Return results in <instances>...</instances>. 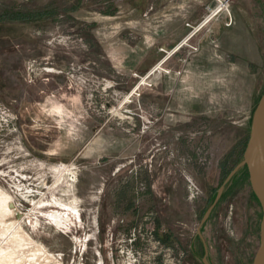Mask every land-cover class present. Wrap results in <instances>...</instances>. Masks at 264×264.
Instances as JSON below:
<instances>
[{"label":"rangeland","instance_id":"374dc122","mask_svg":"<svg viewBox=\"0 0 264 264\" xmlns=\"http://www.w3.org/2000/svg\"><path fill=\"white\" fill-rule=\"evenodd\" d=\"M229 3L209 20L216 0H0V187L53 255L28 264H204L200 220L264 92V0ZM53 196L81 218L47 219ZM261 216L242 169L201 226L208 262L252 264Z\"/></svg>","mask_w":264,"mask_h":264},{"label":"bare ground","instance_id":"6f19581e","mask_svg":"<svg viewBox=\"0 0 264 264\" xmlns=\"http://www.w3.org/2000/svg\"><path fill=\"white\" fill-rule=\"evenodd\" d=\"M215 14L217 16L221 15L217 10L214 15L208 16L209 20L212 18L214 19L216 16ZM204 25L205 23H200L194 31L190 32L185 39L177 44L176 48L173 49L170 54H175L177 52L176 50H180L184 45L191 46L189 43L190 40L197 34L198 31L206 26ZM166 60L167 58L164 59V61ZM160 62H163V60H160ZM160 67L163 68V64L160 63ZM147 77L148 75H145V77L140 80L134 91L137 92L141 85L147 84ZM142 80L144 81L142 82ZM134 91L131 94H134ZM131 96L132 95L129 94L128 98ZM129 101H132V99ZM55 169L58 173L55 180H57V178L61 180L67 174V176L70 177L69 180H72L70 185H73V181L76 180L75 178L77 177V171H75L71 165L60 163L59 166L58 164L55 165ZM54 183V185H56L58 184V181H54ZM11 198L12 195L0 187V261H5L6 264H28L30 262L26 261V257L30 258L34 255L39 263L44 262L45 259L49 261L53 257L52 253L49 252L44 245L32 241V236H29L24 227L21 225V221L23 219L22 214H20L19 210H13L9 204ZM53 198L58 204L64 207L65 212H62L59 209L52 210V212H47V219H53L55 222L64 224L73 214L76 215V217H79V219L81 218L80 209L77 204L78 198L76 196L72 200L69 199L71 200L69 203L59 200L60 198H57L56 196H53ZM30 200L34 204V207L31 210H35L36 207L43 208L46 206H52L51 201L44 203V199L34 200L33 198H30ZM12 207H14L13 204ZM14 211H17V220H11L12 218H10L12 213L14 215Z\"/></svg>","mask_w":264,"mask_h":264},{"label":"water","instance_id":"95a60500","mask_svg":"<svg viewBox=\"0 0 264 264\" xmlns=\"http://www.w3.org/2000/svg\"><path fill=\"white\" fill-rule=\"evenodd\" d=\"M242 167H247L251 188L257 197L262 216L259 225V245L252 259V264H264V92L261 95L251 119L249 137L243 152L242 159L229 172L223 183L218 188L217 194L206 208L198 226V233L202 238L205 247V264H210L206 258L208 254L207 243L201 234V226L207 220L214 207L218 203L225 185L234 177Z\"/></svg>","mask_w":264,"mask_h":264},{"label":"built area","instance_id":"2783aa9c","mask_svg":"<svg viewBox=\"0 0 264 264\" xmlns=\"http://www.w3.org/2000/svg\"><path fill=\"white\" fill-rule=\"evenodd\" d=\"M230 0H216V6L214 8H211V7H208L209 10H210V14L209 16L211 15H214V13L218 10V13L219 14H222L224 12V10H228L229 9V5H230ZM228 14V13H227ZM216 15V14H215ZM220 15H216L214 18H218ZM228 18V22L226 23L227 26L230 25L232 23V15L229 14L227 16ZM3 113H5V110H2ZM135 235V234H134ZM133 235V236H134ZM135 236L133 238H130V241H134L135 240ZM166 250V248H162V250ZM168 250V254L171 253V250L170 248H167ZM165 252V251H164ZM130 255H132L133 257H135L134 253L132 250H129ZM139 254H141V252H138ZM129 257V255H128ZM135 260H137V258H135ZM170 264H181V256L179 255L178 258L176 256H173V259H171V261L169 262Z\"/></svg>","mask_w":264,"mask_h":264},{"label":"trees","instance_id":"16d2710c","mask_svg":"<svg viewBox=\"0 0 264 264\" xmlns=\"http://www.w3.org/2000/svg\"><path fill=\"white\" fill-rule=\"evenodd\" d=\"M242 157H243V156H242ZM241 159H242V158H241ZM241 159H240V160H241ZM240 160H239V161H240ZM239 161H238V162H239ZM238 162H237V163H238ZM237 163H236V164H237ZM236 164H235V165H236ZM235 165L229 170V172L235 167ZM242 169H245V170L248 172L247 167H242L241 169H239V171H241ZM239 171H238V172H239ZM229 172H228V174H229ZM238 172H237V173H238ZM237 173H236V174H237ZM228 174H227V175H228ZM236 174H235V175H236ZM227 175H226V177H227ZM235 175H234V176H235ZM248 175H249V172H248Z\"/></svg>","mask_w":264,"mask_h":264},{"label":"flooded vegetation","instance_id":"af4514ba","mask_svg":"<svg viewBox=\"0 0 264 264\" xmlns=\"http://www.w3.org/2000/svg\"><path fill=\"white\" fill-rule=\"evenodd\" d=\"M202 239V238H201ZM202 244H204L203 243V241H202ZM204 247V246H203ZM205 249V248H204ZM204 256H205V250H204V254H203ZM202 259H203V257H202ZM203 262H204V260H203ZM204 264H205V262H204Z\"/></svg>","mask_w":264,"mask_h":264}]
</instances>
